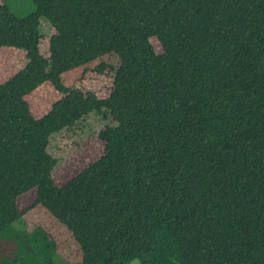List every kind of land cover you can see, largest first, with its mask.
<instances>
[{"label":"trees","instance_id":"obj_1","mask_svg":"<svg viewBox=\"0 0 264 264\" xmlns=\"http://www.w3.org/2000/svg\"><path fill=\"white\" fill-rule=\"evenodd\" d=\"M31 2L0 3V48L26 59L0 83V264H59L17 196L50 178V140L91 118L100 155L40 199L79 264H264V0ZM89 66L112 75L105 97L62 83ZM46 83L57 97L35 117L25 97Z\"/></svg>","mask_w":264,"mask_h":264},{"label":"rangeland","instance_id":"obj_2","mask_svg":"<svg viewBox=\"0 0 264 264\" xmlns=\"http://www.w3.org/2000/svg\"><path fill=\"white\" fill-rule=\"evenodd\" d=\"M18 16L31 12L34 8L31 0H0ZM42 38L39 50L47 56V37L53 32V28L46 21H41ZM155 49L160 50L156 43ZM24 53L16 49L0 48V83L15 73L25 64ZM115 65L116 58L111 56L94 60L92 64ZM92 66L88 69L80 67L69 71L62 76V83L67 87L78 88L83 92H94L96 96L105 97L112 88V75L110 73H94ZM57 97V91L52 85L46 83L29 93L25 100L28 103L31 114L39 117L44 114L50 103ZM96 122L88 119L80 124L78 130L64 131L62 136H54L50 140L49 150L57 159V163L51 172L48 181L40 182L29 178L19 188L17 205L21 215L22 226L30 232L35 227L41 228L53 241L56 247L59 264H79L80 250L74 242L70 232L41 205L40 199L49 192L54 185H60L70 177L82 170L91 160L97 158L103 147V142L98 138ZM6 251L5 245L0 244ZM61 257V258H60ZM65 260H63V259ZM78 259V260H77ZM77 260V261H76ZM132 264H137L133 261Z\"/></svg>","mask_w":264,"mask_h":264}]
</instances>
